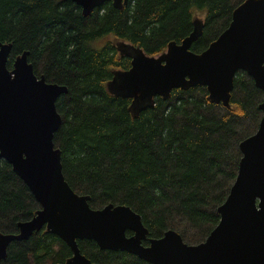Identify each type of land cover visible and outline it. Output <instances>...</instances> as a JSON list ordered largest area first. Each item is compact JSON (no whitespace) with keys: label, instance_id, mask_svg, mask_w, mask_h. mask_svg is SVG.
I'll use <instances>...</instances> for the list:
<instances>
[{"label":"trees","instance_id":"obj_1","mask_svg":"<svg viewBox=\"0 0 264 264\" xmlns=\"http://www.w3.org/2000/svg\"><path fill=\"white\" fill-rule=\"evenodd\" d=\"M243 1L107 2L85 16L76 0H0V42L12 43L10 64L27 52L38 77L68 88L56 104L62 125L54 143L66 181L90 197L92 209L129 206L150 237L174 230L189 245L204 242L219 224V208L238 176L241 142L259 127L264 93L238 72L230 108L212 102L204 86L143 102L122 90L117 75L132 68L130 49L158 59L198 22L192 50L203 53ZM40 208L0 160V233H17L18 223ZM78 244L94 264H149L95 241ZM71 257L67 244L43 229L11 244L0 264H66Z\"/></svg>","mask_w":264,"mask_h":264},{"label":"water","instance_id":"obj_2","mask_svg":"<svg viewBox=\"0 0 264 264\" xmlns=\"http://www.w3.org/2000/svg\"><path fill=\"white\" fill-rule=\"evenodd\" d=\"M85 16L107 2L76 0ZM198 32L173 43L156 59L133 55L130 71L117 75L129 95L147 102L167 97L173 90L204 86L214 103H227L238 71L250 75L264 91V0H245L237 6L229 27L203 53L192 50ZM12 44L0 48V159L27 185L40 209L29 221L18 223V234L0 233V262L9 246L46 229L72 251L66 264H94L82 254L78 241H95L102 250L130 253L149 264H264V115L257 132L241 145L239 172L225 203L219 224L207 239L187 244L168 230L150 237L141 216L126 205L92 209L86 195L66 181L62 153L54 137L62 125L58 99L66 86L38 77L24 52L7 68ZM264 113V101L260 106ZM131 233V235H128ZM144 242H148L145 245Z\"/></svg>","mask_w":264,"mask_h":264},{"label":"rangeland","instance_id":"obj_3","mask_svg":"<svg viewBox=\"0 0 264 264\" xmlns=\"http://www.w3.org/2000/svg\"><path fill=\"white\" fill-rule=\"evenodd\" d=\"M128 2H129V0H128ZM243 2H245V1H243ZM242 2V3H243ZM239 6V5H238ZM197 16H198V18H202V13H200V14H196ZM201 20V19H200ZM200 26H201V23L200 22H198V27L196 28V31L199 33V29H200ZM107 40H111L110 38L109 39H107ZM104 41H106V40H103V42ZM134 54H136V53H139V54H143V53H141V52H139V51H137V50H135V49H130ZM168 52V49L166 50V52L164 53V54H166ZM144 55V54H143ZM234 85H235V80H234ZM233 91H234V88H233V90H232V92H231V95H230V98H229V102H227L226 104L225 103H223V102H220V103H215V104H221L223 107H225V108H230V102H231V96H232V93H233ZM262 91V90H261ZM263 92V91H262ZM68 93V92H67ZM66 94V93H65ZM215 102V101H214ZM259 128V127H258ZM258 128H257V130H258ZM257 130L253 133V134H255L256 132H257ZM252 134V135H253ZM251 135V136H252ZM249 138V137H248ZM247 139V138H246ZM246 139H244V140H246ZM243 140V141H244ZM242 141V142H243ZM241 142V143H242ZM27 221H29V220H27ZM25 222V221H24ZM145 225V224H144ZM46 230V229H45ZM13 244V243H12ZM10 247V246H9ZM9 249V248H8ZM7 259V258H6Z\"/></svg>","mask_w":264,"mask_h":264},{"label":"flooded vegetation","instance_id":"obj_4","mask_svg":"<svg viewBox=\"0 0 264 264\" xmlns=\"http://www.w3.org/2000/svg\"><path fill=\"white\" fill-rule=\"evenodd\" d=\"M5 44H12V43H3V42H0V48H1V45H5ZM13 47V46H12ZM11 52H12V49H11ZM11 52H10V54H9V57H8V62H7V68L10 70V71H13L14 70V63H15V60H16V58L14 59V61L10 64V62H9V60H10V56H11ZM20 56V55H19ZM18 56V57H19ZM17 57V58H18ZM238 72H244V73H246L247 75H248V73L246 72V71H243V70H240V71H238ZM237 72V73H238ZM237 75V74H236ZM249 77H251L250 75H248ZM252 78V77H251ZM253 79V78H252ZM254 80V79H253ZM255 82V81H254ZM256 85V84H255ZM257 87V86H256ZM258 88V87H257ZM260 89V88H259ZM261 90V89H260ZM263 93H264V91H263ZM263 101H264V98H263ZM263 101H262V103H263ZM261 103V104H262ZM261 104L259 105V109H260V106H261ZM261 110V112H262V117H263V115H264V113H263V111H262V109H260ZM261 120H262V118H261ZM261 122V121H260ZM259 125H260V123H259ZM254 135V134H253ZM1 160V159H0ZM42 231V230H41ZM19 233V229H18V231H17V233H12V234H18ZM145 245H148V242H146V244ZM4 261V260H3Z\"/></svg>","mask_w":264,"mask_h":264}]
</instances>
